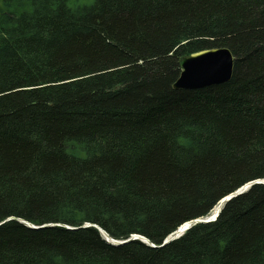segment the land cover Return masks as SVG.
I'll return each instance as SVG.
<instances>
[{
	"label": "trees",
	"instance_id": "obj_1",
	"mask_svg": "<svg viewBox=\"0 0 264 264\" xmlns=\"http://www.w3.org/2000/svg\"><path fill=\"white\" fill-rule=\"evenodd\" d=\"M4 4L0 264H264V183L161 245L264 179V0ZM215 47L230 81L173 89Z\"/></svg>",
	"mask_w": 264,
	"mask_h": 264
},
{
	"label": "water",
	"instance_id": "obj_2",
	"mask_svg": "<svg viewBox=\"0 0 264 264\" xmlns=\"http://www.w3.org/2000/svg\"><path fill=\"white\" fill-rule=\"evenodd\" d=\"M180 61L181 71L172 84L173 89H201L229 82L232 77L234 57L231 51L226 47L202 49L182 57ZM253 183H264V179H257L248 182L233 193H230L229 195L225 196L218 202L217 206L212 210L209 215L185 222L184 224L179 226L173 233L168 235L163 240L161 245H164L169 241L178 238L186 229H188L191 225L195 223L208 222L214 220L217 217L222 205L228 199L235 196L236 194L243 192ZM20 221L25 222L23 220ZM26 224L30 227H35L31 223L26 222ZM98 229L100 230L106 241L112 244H121L131 239L138 238L146 244L155 247V244L140 235H132L124 240H116L109 237L101 228L98 227Z\"/></svg>",
	"mask_w": 264,
	"mask_h": 264
},
{
	"label": "rangeland",
	"instance_id": "obj_3",
	"mask_svg": "<svg viewBox=\"0 0 264 264\" xmlns=\"http://www.w3.org/2000/svg\"><path fill=\"white\" fill-rule=\"evenodd\" d=\"M92 0H68V4L70 6H75L77 4H83V3H90ZM5 0H0V15L2 13V11H4L7 7H5L4 4ZM12 10H15L17 12H19L20 8L18 6H16L14 3L9 7Z\"/></svg>",
	"mask_w": 264,
	"mask_h": 264
}]
</instances>
